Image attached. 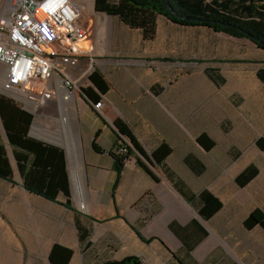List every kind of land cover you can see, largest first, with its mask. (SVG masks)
<instances>
[{
  "label": "crops",
  "instance_id": "obj_1",
  "mask_svg": "<svg viewBox=\"0 0 264 264\" xmlns=\"http://www.w3.org/2000/svg\"><path fill=\"white\" fill-rule=\"evenodd\" d=\"M74 1L84 8L83 23L90 30V39L81 46L91 50L94 72L102 74L109 91L101 95L102 112L95 111L96 103L82 93L71 102L55 100L35 109L26 98L1 89L7 67L0 64V162L9 161L16 182L0 179V221L4 218L6 221H2L15 224L14 232L0 234V249L43 258L50 264L52 247L60 244L74 252L71 264H95L86 256V245L80 241L77 227L79 220L90 230L98 223L89 222L90 217L110 225L109 261L133 255L145 264V256L135 254L137 236L127 220L134 226L142 223V228L149 231L146 237L140 230L144 237H156L165 243L156 240L148 244L156 246L158 256L153 264H162L161 256L172 253L184 264H264V229L258 225L247 230L244 222L248 217H241L240 226L239 221H234L236 216L225 211V201L211 186L213 180L203 183L204 176L209 179L206 174L219 173L225 166L215 160L214 148L206 151L198 143V137L205 133L215 139L206 128L212 116L208 102L227 83L219 88L210 80L205 73L209 62L205 60L234 63V77L241 84L246 78L242 74L243 57L235 52L227 57L226 48L228 43L237 46L244 40L227 35L213 37L207 28L180 26L157 14L155 35L146 38L141 28L125 24L119 16L98 11L96 0ZM6 2L0 0V19ZM214 40H221L224 48L219 42L214 46ZM165 58L174 62L163 61ZM88 65V59H83L81 70ZM255 65L258 64L249 68L255 72L251 83L264 88L258 75L264 66L258 69ZM83 87H93L89 78ZM95 92L100 95L98 90ZM219 102L223 103L222 98ZM213 106L218 107L215 100ZM118 119L132 130L149 155L164 143L172 149L162 164L152 161V165L143 159L157 181L134 157L126 162L121 183L113 189L117 172L110 154L116 152L119 143L113 126ZM14 142H40L64 152L70 198H64L65 194L60 192L57 201L70 200L71 209L23 187L25 178L20 165L25 167L29 183L36 185L45 181L52 166L43 165L45 159L41 154L40 163H35L37 155L27 156ZM94 144L104 152H96ZM191 166L199 171L203 166L204 171L196 174ZM205 190L224 204L208 220L199 213L203 205L199 196ZM105 208L113 211L112 217H96L95 213ZM148 254L149 251L145 255Z\"/></svg>",
  "mask_w": 264,
  "mask_h": 264
},
{
  "label": "trees",
  "instance_id": "obj_2",
  "mask_svg": "<svg viewBox=\"0 0 264 264\" xmlns=\"http://www.w3.org/2000/svg\"><path fill=\"white\" fill-rule=\"evenodd\" d=\"M165 2H167L170 7L166 5ZM96 8L98 11H105L112 16H119L125 24L131 27L141 28L144 31L146 38H153L155 35V16L157 14L164 16L174 24L180 26L204 27L214 33L224 34L239 40H248L259 50L264 51V0H96ZM186 17H189L190 19H186ZM163 61L174 62L171 58H165ZM205 73L219 88L225 84V78L217 69L207 68ZM258 75L264 82V69H261ZM89 79L92 82L93 87L84 89L83 93L88 100L98 103L101 101V95H104L109 91V85L99 71H95L91 74ZM95 89L98 90L100 95L95 92ZM113 126L117 130L119 138L124 136L128 138L132 144L126 157H135L137 164L145 170L153 180L157 181V178L152 173V169L143 161V159L147 160L152 165V161L162 164L167 156L172 154V149L169 145L164 143L153 155H149L144 147L137 141L138 139L136 135L122 121V119H118ZM198 143L206 151H211L215 146V141L206 133L198 137ZM13 144L17 145L18 148L21 147L22 152L27 156L36 154L37 161H35V163H40V161H38V155L41 154L45 159L43 165L45 167L52 166L49 176L42 184H40V186L29 183L25 167L20 165V170L25 178L23 187L33 194L40 195L42 198L71 209L72 204L70 200H67L65 203L57 201L60 192H63L66 197L70 198L67 188L68 175L63 157L64 152L53 146H43L40 142H29L27 144L23 142H14ZM35 145H37V147H35ZM256 146L264 152V133L257 141ZM93 147L98 153L104 152V150L97 144H94ZM54 155L57 156L56 159L54 158ZM110 155L115 160L117 172L115 186H113V189L115 190L121 183L122 171H124L125 168L126 158L116 152H112ZM53 159L57 160V162L53 163ZM3 162L4 164H2ZM10 167V163L7 159H3L0 162V179L9 181L11 184H16L13 180V173ZM191 167L196 174L199 175L204 171L203 166L202 171H199V169H196L193 166ZM256 175H258V170L255 166L251 165L236 177V184L240 187H245L256 177ZM199 199L203 203L199 213L206 220L218 213L224 206L223 202L208 190L203 191L200 194ZM114 201L116 202L115 198ZM118 217L122 218L119 215V212ZM90 220L100 222L94 218H90ZM125 222L134 230L137 238L143 243L150 245L158 240L165 245V243L159 238L144 237L137 227L130 224L127 220H125ZM258 225L264 229V211L259 207L256 208L244 222V226L247 230H252ZM77 227L79 230L80 241L82 243L87 242L90 231L84 227L79 220L77 221ZM73 254L74 252L69 247L56 244L52 247L50 253V264H71ZM172 256L180 264H184L175 253H172ZM103 264L143 263L140 257L130 255L121 261L113 260Z\"/></svg>",
  "mask_w": 264,
  "mask_h": 264
},
{
  "label": "rangeland",
  "instance_id": "obj_3",
  "mask_svg": "<svg viewBox=\"0 0 264 264\" xmlns=\"http://www.w3.org/2000/svg\"><path fill=\"white\" fill-rule=\"evenodd\" d=\"M210 34L213 37L227 38L225 35L214 33L211 30ZM214 42V46L219 42L224 48L225 44L221 40H214ZM226 52L227 57L234 56V52L237 56L243 57V64L241 65L244 70L242 74L246 78L241 84L236 82L233 70L234 63L221 64L222 62L212 58L208 61L205 60V62H209L207 67L217 69L227 83L225 81V87L217 90V95L213 96L216 98H209L208 113L212 116L208 119L206 126L215 137L213 139L215 141L213 149L215 160L225 168L216 174H212L210 171L206 174L209 179H205L206 176H204L203 183L213 180L211 186H213L216 194L225 201V211L236 216L234 221H239V225L242 226L243 219L241 217H249L258 207L264 211V152L256 146L257 141L264 133V108L262 107L264 88L259 87V85H252L251 81L254 79L255 72L249 69L254 68V64H258L255 65L258 69L264 66V51L259 50L250 41L244 40L239 42L237 46L228 43ZM211 57H214V53H211ZM251 63H253L252 66ZM220 98L223 100L221 105ZM213 99L218 107L213 106ZM251 165L257 168L258 175L247 186H238L235 181L236 177ZM95 214L99 219H109L112 217L113 211L105 208ZM90 215L94 214L90 213ZM89 218L85 219L90 220ZM2 220L0 221V234L14 232L15 224L8 221L6 223V219H4L5 221ZM131 221H134V218H131ZM89 222L94 224L92 220ZM135 226L142 230L146 237L149 235V231L142 228V223ZM89 231L88 240L84 243L86 256L95 264L108 262L112 233L110 225L107 224V221L98 222ZM136 240L138 245L134 247L137 251L135 254L145 256V264H153L154 257L157 258L158 256L154 251L156 246L144 244L138 238ZM148 251L150 254L145 255ZM12 252H3L0 249V264H48L43 258H29ZM161 261L162 264H180L171 255H162Z\"/></svg>",
  "mask_w": 264,
  "mask_h": 264
},
{
  "label": "built area",
  "instance_id": "obj_4",
  "mask_svg": "<svg viewBox=\"0 0 264 264\" xmlns=\"http://www.w3.org/2000/svg\"><path fill=\"white\" fill-rule=\"evenodd\" d=\"M83 17L84 8L74 0H7L0 19V64L7 67L1 89L26 98L35 109L85 96L94 57L81 46L90 39ZM83 59L89 65L82 71ZM103 107L99 101L94 110ZM130 147L128 138H119L116 153L125 163L134 158L126 157Z\"/></svg>",
  "mask_w": 264,
  "mask_h": 264
},
{
  "label": "water",
  "instance_id": "obj_5",
  "mask_svg": "<svg viewBox=\"0 0 264 264\" xmlns=\"http://www.w3.org/2000/svg\"><path fill=\"white\" fill-rule=\"evenodd\" d=\"M165 4L168 5V6L170 7V5H169L167 2H165ZM188 18H189V17H186V19H188ZM189 19H190V18H189Z\"/></svg>",
  "mask_w": 264,
  "mask_h": 264
}]
</instances>
